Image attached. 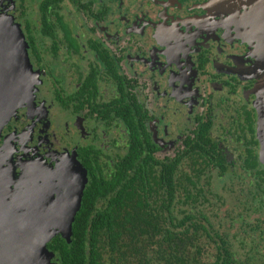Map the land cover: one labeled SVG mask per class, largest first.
Instances as JSON below:
<instances>
[{
    "label": "flooded vegetation",
    "instance_id": "af4514ba",
    "mask_svg": "<svg viewBox=\"0 0 264 264\" xmlns=\"http://www.w3.org/2000/svg\"><path fill=\"white\" fill-rule=\"evenodd\" d=\"M5 23L28 59L0 94L1 199L81 169L87 187L146 158L216 190L211 215H234L241 252L264 260V0H0Z\"/></svg>",
    "mask_w": 264,
    "mask_h": 264
},
{
    "label": "trees",
    "instance_id": "16d2710c",
    "mask_svg": "<svg viewBox=\"0 0 264 264\" xmlns=\"http://www.w3.org/2000/svg\"><path fill=\"white\" fill-rule=\"evenodd\" d=\"M196 148L209 154L199 142ZM126 161L86 187L71 241L57 235L48 244L61 264H264L259 252H241L249 241L226 226L234 215H211L216 190L189 176L175 182L167 167L156 171L146 158ZM262 206L254 212L264 216Z\"/></svg>",
    "mask_w": 264,
    "mask_h": 264
},
{
    "label": "water",
    "instance_id": "95a60500",
    "mask_svg": "<svg viewBox=\"0 0 264 264\" xmlns=\"http://www.w3.org/2000/svg\"><path fill=\"white\" fill-rule=\"evenodd\" d=\"M24 35L22 31L14 28L8 23L0 27V84L6 82V89H0V94L10 97L13 92L15 77L18 74L10 73V69H20L22 73L27 72V53L24 49ZM15 45V46H14ZM26 62V64H25ZM20 76V75H19ZM64 183V180L63 182ZM87 178L77 177L70 182H65L64 187L68 188L62 195V202L57 204V216L46 214L43 211H36L34 207L38 204L41 196H35L32 187L25 190L24 194L18 195L15 201L1 199L5 212H0V264H60L53 260L55 252L48 244L53 240L55 233L61 231L62 223L66 224V232L63 238L71 241L73 235V223L80 210ZM74 203H69L67 199ZM67 202V203H66ZM72 207L69 211V207ZM39 231H43L41 237ZM33 240H40V243L30 244Z\"/></svg>",
    "mask_w": 264,
    "mask_h": 264
},
{
    "label": "rangeland",
    "instance_id": "374dc122",
    "mask_svg": "<svg viewBox=\"0 0 264 264\" xmlns=\"http://www.w3.org/2000/svg\"><path fill=\"white\" fill-rule=\"evenodd\" d=\"M58 177H60V178H58ZM58 177L57 176L51 177L52 180H49L45 183L44 191H43V193L40 194L41 198H40L38 204L34 207V210L43 211L46 214H49V217L51 215V218H54L53 216L58 217V213L57 214L55 213L57 210V204L59 207V203H61L63 201L62 205H64V200H63L62 195L64 194V192L66 190H67L66 193H68V191H69L68 190L69 185L67 186V188L64 187L65 185H63L65 182H69L68 178L65 176L63 177L61 175H59ZM81 177L86 179V172L82 169L80 170L79 175H77L78 179H81ZM62 179L65 180L64 183H62L63 182ZM250 183H251L250 179L249 180H238L236 182L235 188L237 190L233 194L235 199L231 198V201H233V202L238 201V202H237V204L232 205L230 208H229V206L224 207L222 210V214L228 213V211H227L228 208L230 209V211L242 212L243 206H245L247 203V199H248L247 190L251 187ZM67 201L69 203L73 204L75 199L73 198L72 202L69 199H67ZM71 208L72 207L70 206L69 211L71 210ZM5 210H6V208H5L4 204L0 201V212H5ZM256 217H258V215H251V217L249 219L251 221H254V219ZM216 220L219 221V219H216ZM67 222L68 221H65L64 223H62V227L60 229L61 231H57V233H55V236L53 238H55L57 235L64 236L63 232L67 231V229H66ZM237 231H238V226H236V229L234 230V232H237ZM38 233L41 237L44 235L43 231L42 232L39 231ZM34 243L39 244L40 240H33L30 244L33 245ZM55 257H57L56 254H55L54 258L52 259V261L56 260ZM56 261H58V262L60 261L59 257H57Z\"/></svg>",
    "mask_w": 264,
    "mask_h": 264
}]
</instances>
